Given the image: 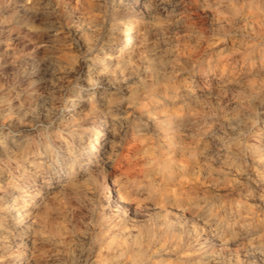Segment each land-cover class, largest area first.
I'll list each match as a JSON object with an SVG mask.
<instances>
[{
	"label": "clouds",
	"instance_id": "obj_1",
	"mask_svg": "<svg viewBox=\"0 0 264 264\" xmlns=\"http://www.w3.org/2000/svg\"><path fill=\"white\" fill-rule=\"evenodd\" d=\"M0 264H264V0H0Z\"/></svg>",
	"mask_w": 264,
	"mask_h": 264
}]
</instances>
